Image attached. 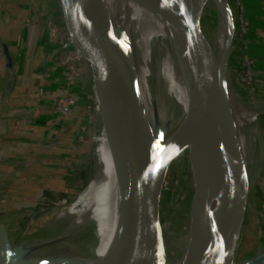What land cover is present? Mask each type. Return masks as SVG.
Returning <instances> with one entry per match:
<instances>
[{
	"label": "water",
	"instance_id": "1",
	"mask_svg": "<svg viewBox=\"0 0 264 264\" xmlns=\"http://www.w3.org/2000/svg\"><path fill=\"white\" fill-rule=\"evenodd\" d=\"M97 1L58 0L64 31L69 36V39L66 36L65 46L78 67L81 89L75 88L77 101L82 114L90 119L89 124L98 123L95 133L99 124L103 126L113 163L121 219L115 249L106 257L93 256L85 264L163 263L159 200L171 163L185 152L190 167L215 153L230 170L231 186L227 193L231 199L225 235L222 236L210 222L208 182H204L200 191L192 193L190 224L192 234L209 247L206 264H238L237 250L250 193L248 169L253 161L247 164L243 147L239 146L233 130L236 118L232 119L230 112L233 103L229 101L232 97L229 61L234 20L227 2L223 0L229 38L218 57L213 46L222 13L221 0H135L151 12L171 19L180 29L183 50L177 59L187 76L188 113L184 124L166 143L161 129L164 119L159 120L156 141L148 151L139 145L138 139L137 73L131 62L119 58L107 40L103 18L95 11ZM209 3L213 8H207ZM206 28L214 32L212 42ZM0 45L8 72L6 88L10 91L14 79L13 59L6 42L1 40ZM95 97L100 120L93 117ZM53 210L55 206L47 205L33 212L25 230ZM5 225L0 223V264H42L35 258L22 257L21 248L12 245ZM195 254L192 250L186 264H196ZM240 263L264 264V246Z\"/></svg>",
	"mask_w": 264,
	"mask_h": 264
},
{
	"label": "crops",
	"instance_id": "2",
	"mask_svg": "<svg viewBox=\"0 0 264 264\" xmlns=\"http://www.w3.org/2000/svg\"><path fill=\"white\" fill-rule=\"evenodd\" d=\"M242 2L249 23V52L256 68L255 94L263 104L264 0ZM33 3L34 0H0V41L6 42L14 67L8 91V72L0 45V218L20 213L22 220L26 218L25 225L33 212L49 205L42 203L47 197L69 199L82 185L76 170L68 169L80 146L71 135L82 118L81 108L76 101L74 106L56 110L66 96V88L58 68L51 74L61 79L57 82L45 74L44 69L51 64L42 52L44 35L36 26ZM6 14L11 15L7 22ZM256 181L263 185L260 174ZM259 194L256 203L249 193L238 264L254 255L257 244L262 242L264 246V196ZM256 238L261 241L255 245ZM104 252L102 249V257Z\"/></svg>",
	"mask_w": 264,
	"mask_h": 264
},
{
	"label": "rangeland",
	"instance_id": "3",
	"mask_svg": "<svg viewBox=\"0 0 264 264\" xmlns=\"http://www.w3.org/2000/svg\"><path fill=\"white\" fill-rule=\"evenodd\" d=\"M224 1L227 2L233 17L235 14L233 0ZM212 6V3H209L207 8L211 9L213 8ZM31 7H33L36 26H38L40 32L44 35V49L42 52L47 54V59L51 64V66L46 67L47 69H44L45 74L48 78L57 82L61 79H54L51 74H53L54 70H57L58 68L61 73L60 76H63L62 84L64 85H61L67 87L70 90L69 94L71 95V93H73L72 96L77 98L75 88L81 89L80 78H78L76 72L78 67L76 66V60L73 59V56H71L65 46L66 36L67 39H69V36L64 31L58 0H34ZM7 17L9 19L11 15L6 14V20H8ZM146 18L154 29L158 31L161 62L165 71L164 88L168 92L169 97L167 110L170 109V134L172 136L176 134L184 124L188 113V107L178 90L174 78L173 65L168 56V51L163 39L162 29L165 31L163 24L158 19L154 18V16L148 12V9H146ZM222 21V17L219 15L220 29L222 27ZM206 29L207 37L212 42L214 32L209 28ZM63 34L66 35L63 37ZM232 47L235 48V51L233 53L231 52L232 54L229 61V74L232 78L230 79L233 102L232 109L237 113H235L237 119L236 122L238 123L240 130L242 149L247 164L249 165L250 160L253 161V165H249L250 192L252 198L254 195L253 200L256 198L255 202L258 203V199L260 198L259 193L261 192L264 196V182L262 185L258 184V181H256L257 174H260V179L264 180V102L263 104L260 103L255 94L256 81L255 84H252L250 80L253 72L249 69V66L244 59V45H242V43L240 44L233 37ZM249 54L250 52L248 51V55ZM173 55H176L177 58H179L181 53L177 49L173 52ZM54 67H56V69H54ZM83 91L88 94L85 89ZM65 94L68 93L66 92ZM96 103L98 102L95 97L94 107H96ZM94 116L95 114L93 117ZM86 117L87 115H82L80 122L77 124L71 135V139L75 141L76 144H80V149L78 148L77 155L68 168L70 171L75 169L80 177L82 185L78 188L77 192L71 198L65 200H57L54 198L51 200V198L47 197V201H42V203L55 206V210L33 223L29 229L25 230L26 218L22 220L20 213H10L5 217L3 216L0 218V223L9 226L8 229L12 245L21 248L23 258H34L36 254L48 245V243H51L49 242L51 241L50 237H54L55 235L62 236L64 239L59 242V244L64 245V247H59L60 245H58L57 251L59 252H70L74 255L80 254L87 256L91 251V237L93 231L91 225L83 227L80 233H63L59 224L55 227L49 220L53 213L69 204L77 196L86 178L96 179L98 174H102L107 170V159L111 156L109 155L110 152L106 136L104 137L97 154L93 157V161L91 162L89 159L93 147L92 139L96 137L95 131L98 127V123L94 122L93 124H89L90 119ZM161 129L166 134V130L163 129L162 125ZM199 171L200 167L197 164L190 167L185 152L171 163L167 172L159 200L158 221L161 226L162 239H164L168 245L172 243V246L174 247L170 250L171 254L168 255L169 249H165L163 246L165 255L164 259L168 255V261L173 260L174 257L178 255L177 251L181 246L182 251L186 235L192 233L190 224L191 200L193 191H197L200 185L198 179ZM88 172H90V174H88ZM258 190H260V192H258ZM213 193L214 192L208 197L209 204L207 207L211 216L215 213V210H213ZM119 231L120 229L117 230V225L115 223L102 235V237L96 240L98 257L103 256L102 249H105L104 257L110 253L112 247L117 241ZM260 245L263 247L262 242ZM186 263L187 260L179 264ZM169 264H171V262Z\"/></svg>",
	"mask_w": 264,
	"mask_h": 264
},
{
	"label": "bare ground",
	"instance_id": "4",
	"mask_svg": "<svg viewBox=\"0 0 264 264\" xmlns=\"http://www.w3.org/2000/svg\"><path fill=\"white\" fill-rule=\"evenodd\" d=\"M221 2L222 13L220 15L223 21L220 29L218 18L219 29L214 44V51L218 57L222 54L224 45L229 38L227 10L223 0ZM95 11L103 18L106 38L115 53L121 60L131 62L137 73L140 102L138 126L139 145L148 151L152 149L156 141L155 132L158 121H162L163 119L164 121L161 125L166 130L163 142L167 143L174 135L171 136L170 134V109L167 110L169 97L168 92L164 88L165 71L161 62L158 31L147 20L146 8L135 0H99L97 1ZM148 12L163 24L165 29V31L162 29L163 39L168 56L173 65L174 78L178 90L188 107L187 76L177 56L173 55V52L177 49L182 53L183 42L179 39L181 31L171 19L167 20L163 16L150 10ZM64 35L66 34H63V37ZM230 79H232L231 76ZM229 101L232 102V97ZM128 111L130 116V108ZM230 112L231 118L235 119L236 112L233 111L232 107ZM94 114L100 120L98 103H96ZM233 130L236 132L239 146L242 147V138L237 122L234 123ZM104 137L105 132L103 126L99 124L96 137L92 139L93 147L89 156L91 162L97 154L99 147L102 145ZM210 156L197 163L200 167L198 174L200 185L197 191L202 189L204 182H208L207 197L214 192L213 210H215L210 222L224 236L227 231L229 219L228 203L231 199V195L229 192L227 193V190L231 186L230 170L220 160L217 154L214 153ZM107 162L106 172L98 174L96 179L86 178L77 196L69 204L53 213L49 219L55 227L59 224L63 233H80L83 227L91 225L94 232L91 237L92 246L89 254L87 256L80 254L74 255L70 252L57 251L58 245H60L59 247H64V245L59 244L64 239L62 236L55 235L54 237H50L51 241L49 242L51 243H48L42 251L35 255L34 258L38 262L42 264H85L93 256L98 257L96 240L102 237L115 222L117 230L120 229L121 219L119 218L118 193L111 157L107 159ZM118 240L119 236L110 253L115 249ZM258 241H261V239L256 238L255 245ZM184 242L182 251L181 246L177 251L178 255L173 260L168 261L167 257L171 254L170 250L174 247L172 243L168 245L162 239L164 248L169 249V254L162 264H169L170 262L171 264H179L184 262L188 259L192 250L196 253L195 263L206 264L209 247H206L192 233L186 235ZM260 244L255 246L256 250L262 248Z\"/></svg>",
	"mask_w": 264,
	"mask_h": 264
},
{
	"label": "built area",
	"instance_id": "5",
	"mask_svg": "<svg viewBox=\"0 0 264 264\" xmlns=\"http://www.w3.org/2000/svg\"><path fill=\"white\" fill-rule=\"evenodd\" d=\"M233 5H234V9H235V14H234V38L242 45H244V51H245V56L244 59L246 61V64L249 66V69L252 70L253 74H251V82L252 84H255L256 81V75H255V61L252 58V56L249 54L248 55V51L249 48L251 46V42L248 38V32H249V23L247 20V16L245 13V9H244V4L242 2V0H233ZM8 19V17H7ZM54 69H56V67H54ZM52 69V70H54ZM253 77V78H252ZM66 88V92L68 94H65L66 96H64L62 99H60L61 101L57 104L56 106V110H63L65 107H69V106H74L76 104V99L72 96L73 93H71V95L69 94V89L67 87ZM264 112V111H263ZM263 194H264V190H263ZM258 251V250H257Z\"/></svg>",
	"mask_w": 264,
	"mask_h": 264
},
{
	"label": "trees",
	"instance_id": "6",
	"mask_svg": "<svg viewBox=\"0 0 264 264\" xmlns=\"http://www.w3.org/2000/svg\"><path fill=\"white\" fill-rule=\"evenodd\" d=\"M233 48H234V47H233ZM234 49H235V48H234ZM234 51H235V50H233V52H234ZM233 52H232V53H233ZM232 53H231V54H232ZM75 99H76V101H77V98H75ZM82 115H83V114H82Z\"/></svg>",
	"mask_w": 264,
	"mask_h": 264
}]
</instances>
